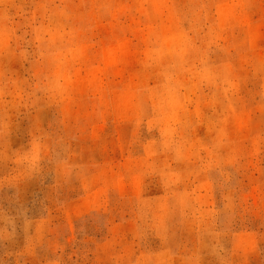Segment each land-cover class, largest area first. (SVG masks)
I'll return each instance as SVG.
<instances>
[{"label":"rangeland","instance_id":"1","mask_svg":"<svg viewBox=\"0 0 264 264\" xmlns=\"http://www.w3.org/2000/svg\"><path fill=\"white\" fill-rule=\"evenodd\" d=\"M0 264H264V0H0Z\"/></svg>","mask_w":264,"mask_h":264}]
</instances>
